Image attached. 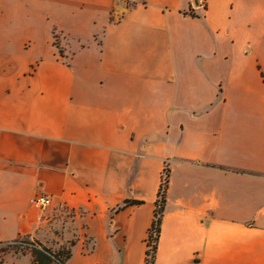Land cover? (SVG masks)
I'll list each match as a JSON object with an SVG mask.
<instances>
[{
	"label": "crops",
	"instance_id": "0c3cea01",
	"mask_svg": "<svg viewBox=\"0 0 264 264\" xmlns=\"http://www.w3.org/2000/svg\"><path fill=\"white\" fill-rule=\"evenodd\" d=\"M166 162L154 264H264V0H0V241L145 264Z\"/></svg>",
	"mask_w": 264,
	"mask_h": 264
},
{
	"label": "trees",
	"instance_id": "16d2710c",
	"mask_svg": "<svg viewBox=\"0 0 264 264\" xmlns=\"http://www.w3.org/2000/svg\"><path fill=\"white\" fill-rule=\"evenodd\" d=\"M56 46L59 47V45ZM59 54L64 58L65 52L61 47H59ZM167 175L169 177V169ZM167 188L168 179L161 201H159V199L157 200L154 221L148 232L147 242H150L151 246L147 249L145 264L155 263L158 241L161 234V225L166 206ZM140 203H142L140 200H127L122 207ZM73 245L74 242L71 241L68 245L61 244L60 248L56 250L30 234L21 235L14 240L0 242V264H3L4 256L10 251L21 254H30L32 257V264H69Z\"/></svg>",
	"mask_w": 264,
	"mask_h": 264
},
{
	"label": "built area",
	"instance_id": "2783aa9c",
	"mask_svg": "<svg viewBox=\"0 0 264 264\" xmlns=\"http://www.w3.org/2000/svg\"><path fill=\"white\" fill-rule=\"evenodd\" d=\"M120 1L125 7H131V6L137 5L139 3H143L144 4V0H120ZM168 167H169L168 166V162H166L164 170H163V174H162V182H161L159 201H161L162 194L164 193L165 187H166V184H167ZM30 203H31L32 206H34L36 208L45 209V208L49 207L52 204V197L48 196L46 194H37V195H35L34 197L31 198Z\"/></svg>",
	"mask_w": 264,
	"mask_h": 264
},
{
	"label": "rangeland",
	"instance_id": "374dc122",
	"mask_svg": "<svg viewBox=\"0 0 264 264\" xmlns=\"http://www.w3.org/2000/svg\"><path fill=\"white\" fill-rule=\"evenodd\" d=\"M119 3H121V1L119 0ZM122 4V3H121ZM123 5V4H122ZM124 6V5H123ZM120 15V14H119ZM120 17V16H119ZM60 34H58L56 31H54V34H53V39H52V42L54 44V46L57 48L58 50V56L60 59H63L60 54H59V47L63 48L64 49V46L62 45L61 43V38H60ZM59 45V47H57L56 45ZM65 52V50H64ZM169 169V167H168ZM168 181H169V177H168ZM161 189V187H160ZM159 196H160V192H159ZM159 199V198H158ZM2 242V241H0ZM61 241L58 240V239H54V241L51 243V244H46L50 247H52L53 249H56L58 250L61 246ZM65 245H68V244H65ZM147 245H148V248L151 246V243L150 242H147ZM26 255V254H21V253H15L14 251H10L8 254H6L4 256V262L3 264H16L17 262L20 261V264H27V262L25 263L24 261L20 260L22 259V257ZM32 264V261L31 263Z\"/></svg>",
	"mask_w": 264,
	"mask_h": 264
}]
</instances>
